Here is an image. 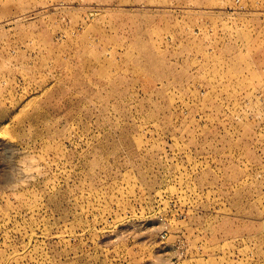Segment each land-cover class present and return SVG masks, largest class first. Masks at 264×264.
<instances>
[{"label": "rangeland", "instance_id": "1", "mask_svg": "<svg viewBox=\"0 0 264 264\" xmlns=\"http://www.w3.org/2000/svg\"><path fill=\"white\" fill-rule=\"evenodd\" d=\"M0 264H264V0H0Z\"/></svg>", "mask_w": 264, "mask_h": 264}]
</instances>
